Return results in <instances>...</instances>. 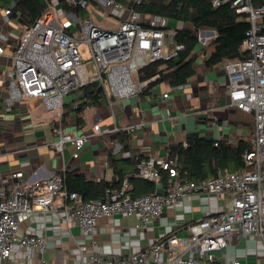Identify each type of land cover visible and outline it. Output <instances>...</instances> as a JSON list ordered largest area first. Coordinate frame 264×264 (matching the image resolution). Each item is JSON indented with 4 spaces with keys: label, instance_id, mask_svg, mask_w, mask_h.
Returning a JSON list of instances; mask_svg holds the SVG:
<instances>
[{
    "label": "built area",
    "instance_id": "built-area-1",
    "mask_svg": "<svg viewBox=\"0 0 264 264\" xmlns=\"http://www.w3.org/2000/svg\"><path fill=\"white\" fill-rule=\"evenodd\" d=\"M47 1L50 10L32 26L23 28L18 36L11 54L13 69L6 75V103L35 100L34 109L44 110L41 119L55 123L58 139L53 144L57 151L63 152L65 143L71 142L78 156L92 133L75 135L63 129L65 97L86 84L97 82L114 114L115 101L131 98L161 78L160 73L142 78L143 67L155 61H170L184 49V44L176 40L184 24L171 26L166 16H143L129 7L118 25L110 27L91 16L83 18L80 9L92 4L97 18L121 17L120 12L126 5L119 0H65L71 5L70 10L54 4L60 0ZM126 1L141 4L144 0ZM226 3L237 13L246 14L250 23L242 43L246 57L223 62L229 80V105L254 118L249 136L252 148L244 153V168L189 180L181 176L177 157L149 155L137 163L134 175L160 184L162 172H168L163 191L133 196L128 192L130 184L126 179L122 189H108L104 199L98 200H84L81 193L69 190L65 174L53 173L31 181L23 170H16L9 186L0 185V264H18L12 257L14 246L33 248L40 254L39 264H51L46 234L18 232L21 213L38 211L45 216L54 212L66 222H77L85 234H92L101 218H112L118 213L138 214L146 224L186 195L231 194L232 207L194 221L188 226L187 236H163L129 256L107 258L97 247L81 244L82 257L77 264H241L218 260L214 252L231 243L229 236L234 231L264 238V2L213 0L215 6ZM7 12L10 18L12 9ZM63 17L66 19L62 20ZM213 31H195L201 46L216 36ZM81 46L87 48V57H83ZM0 55H5L1 37ZM93 127L102 133L122 129L103 127L100 119ZM183 144L188 146L187 141ZM178 247L181 251L177 252ZM202 252L207 255L202 256Z\"/></svg>",
    "mask_w": 264,
    "mask_h": 264
},
{
    "label": "crops",
    "instance_id": "crops-1",
    "mask_svg": "<svg viewBox=\"0 0 264 264\" xmlns=\"http://www.w3.org/2000/svg\"><path fill=\"white\" fill-rule=\"evenodd\" d=\"M54 4L61 6L60 2ZM125 8L118 21L110 27H116L123 19L129 7ZM8 9L0 8V37L5 46V55H0V185L9 186L14 179L13 172L20 169L31 181L61 173L81 175L94 181L117 182L115 168L110 164L112 156L131 160L143 154L165 157L170 155L168 148L171 143L184 142L191 133L215 138L227 145L242 138L249 139L253 115L229 105V80L224 66L219 68L223 63L207 66V55L204 54L203 58L198 60V56L196 59L195 73L188 83L178 86L155 83L131 98L115 101L114 114L105 98L101 104L87 105L80 123L74 108L82 101L71 92L65 97L64 108L69 114L66 118L64 112L63 129L75 135L92 134L78 151V156H75L77 149L71 142H66L63 152H58L53 144L58 139L55 123L41 119L44 110L34 109L35 100L13 105L6 103V75L13 69L11 54L23 29L12 16L9 18ZM85 10L87 16L83 18L91 16L104 25L97 18L94 7L92 11ZM165 93L168 95L164 96ZM98 119L103 127L122 129L106 133L95 131L93 125ZM39 121L42 123H37ZM127 126L132 128H125ZM125 168L129 169L128 166ZM161 183L157 191L166 188L167 182L165 185ZM230 198L231 194L186 195L175 205L166 207L160 217L146 224L138 214L118 213L112 218H101L92 234H85L77 222H66L54 212L45 216L38 211L21 213L18 232L46 234L51 264H77L82 257L81 244L97 247L107 258L129 256L163 236L189 235L188 226L194 221L231 208ZM229 238L231 243L227 247L214 252L218 260L264 264V238L241 235L239 231L232 232ZM176 251H181V248ZM201 255L206 256L207 253L202 252ZM85 256L87 259L88 255ZM12 257L18 264H39L40 254L30 247L14 246Z\"/></svg>",
    "mask_w": 264,
    "mask_h": 264
},
{
    "label": "trees",
    "instance_id": "trees-1",
    "mask_svg": "<svg viewBox=\"0 0 264 264\" xmlns=\"http://www.w3.org/2000/svg\"><path fill=\"white\" fill-rule=\"evenodd\" d=\"M119 1L139 11L143 16H166L170 23L180 21L184 24L176 36L177 42L184 44V49L179 55L170 61L151 62L141 69L142 78L161 74V78L152 82L150 87L161 82L171 86L188 83L189 78L195 73L194 63L200 51L207 55V66L218 65L225 60L242 59L247 55L242 49V43L250 23L246 14L237 13L229 3L215 6L213 0H144L141 4L126 0ZM59 2L63 8L71 9V5L65 0ZM255 2L258 4L264 0H255ZM0 8H11L12 17L17 23L22 28H28L42 18L51 7L47 0H0ZM81 10L83 16H87V11L83 8ZM200 29H212L216 32V36L208 40L205 46L199 44L195 35V31ZM73 92L82 101L74 108L80 123L83 121L82 111L87 105L101 104L105 100L104 91L97 82L86 84ZM67 113L69 112H65L66 118H68ZM186 141L188 146H184V142H177L171 143L168 149L171 157H177V168L181 176L189 180L214 177L226 170L241 171L245 166L244 153L252 148L247 138L227 145L215 138L191 133ZM146 157L148 154H143L136 160L118 159L112 156L110 164L115 168L117 182L88 180L81 175H65L68 188L81 193L84 200H98L104 199L108 189L120 190L127 179L130 184L128 192L133 196L154 193L158 190L159 184L131 174L133 171L136 172L137 163ZM125 166L129 169L127 170ZM167 178L168 172L163 171L162 185L166 184Z\"/></svg>",
    "mask_w": 264,
    "mask_h": 264
},
{
    "label": "rangeland",
    "instance_id": "rangeland-1",
    "mask_svg": "<svg viewBox=\"0 0 264 264\" xmlns=\"http://www.w3.org/2000/svg\"><path fill=\"white\" fill-rule=\"evenodd\" d=\"M88 10L92 11V4L89 5ZM82 11L83 10L80 11L81 16H83ZM65 19H66V17H63L62 18V20H65ZM73 21L76 22V20H73ZM100 21L102 23H104V24L111 25L110 23H116L118 21V16L113 17V18H111V17H103V18H101ZM170 24H171V26H178V25L181 26L183 24V22H180V21H178V22H171ZM81 50H82V52H84L83 57H87L88 54H89L87 48L85 46H81ZM198 56H199L198 60L201 59V58H203L204 57V52L200 51L198 53ZM219 66H220L219 68H222L223 65L221 64Z\"/></svg>",
    "mask_w": 264,
    "mask_h": 264
},
{
    "label": "water",
    "instance_id": "water-1",
    "mask_svg": "<svg viewBox=\"0 0 264 264\" xmlns=\"http://www.w3.org/2000/svg\"><path fill=\"white\" fill-rule=\"evenodd\" d=\"M214 32V31H213Z\"/></svg>",
    "mask_w": 264,
    "mask_h": 264
}]
</instances>
